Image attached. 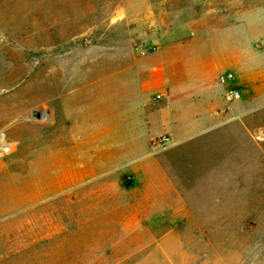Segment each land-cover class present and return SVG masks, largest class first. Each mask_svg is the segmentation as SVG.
I'll use <instances>...</instances> for the list:
<instances>
[{"label":"rangeland","instance_id":"1","mask_svg":"<svg viewBox=\"0 0 264 264\" xmlns=\"http://www.w3.org/2000/svg\"><path fill=\"white\" fill-rule=\"evenodd\" d=\"M188 1L0 0V264H264V159L256 179L242 183L248 187L179 190L194 215L206 218L195 221L164 213L129 221L108 212L107 222L102 205L89 209L90 192L103 198L107 190L84 188L62 172L60 96L122 67L129 38L146 30L149 6L163 17ZM109 180H124L125 187L108 190L121 199L156 196L168 206L177 197L175 189L135 188L128 176ZM31 199L34 230L26 213ZM94 212L98 237L90 240L85 218ZM42 215L55 225L60 219L59 240L41 239ZM58 241L60 255L48 253Z\"/></svg>","mask_w":264,"mask_h":264},{"label":"crops","instance_id":"2","mask_svg":"<svg viewBox=\"0 0 264 264\" xmlns=\"http://www.w3.org/2000/svg\"><path fill=\"white\" fill-rule=\"evenodd\" d=\"M146 17V30L129 38L120 69L60 96L62 172L75 184L85 181L84 188L107 190L103 198L96 191L89 197L90 212L102 205L99 216L107 222L108 212L129 221H157L163 213L174 221L205 220L179 190L248 187L242 183L256 179L251 175L264 159V149L258 153L259 131L264 134V0H189L163 17L149 6ZM227 73L233 77L221 82ZM164 135L169 140L161 142ZM112 174L128 176L135 188L175 189L177 197L168 206L156 196L114 197L108 190L125 182L109 180ZM81 191L76 196L82 201ZM34 211L31 199L26 213L32 230ZM96 213L85 218L90 240L98 237L92 232ZM59 220L55 225L42 215L36 221L41 239H60ZM47 252L59 256L60 242Z\"/></svg>","mask_w":264,"mask_h":264},{"label":"built area","instance_id":"3","mask_svg":"<svg viewBox=\"0 0 264 264\" xmlns=\"http://www.w3.org/2000/svg\"><path fill=\"white\" fill-rule=\"evenodd\" d=\"M232 77H233V74H232V73H227V74H223V75H221L220 80H221V82L224 83V82H226L227 80H229V79L232 78ZM234 94H235V92H231V93L228 95V97H229V98H233ZM157 97H161V94H158ZM168 140H169V137L166 136V135H164V136H162V137L160 138V141H161V142H166V141H168Z\"/></svg>","mask_w":264,"mask_h":264},{"label":"water","instance_id":"4","mask_svg":"<svg viewBox=\"0 0 264 264\" xmlns=\"http://www.w3.org/2000/svg\"><path fill=\"white\" fill-rule=\"evenodd\" d=\"M34 116L37 117V118H40V117H41V113H40V112H36V113L34 114Z\"/></svg>","mask_w":264,"mask_h":264}]
</instances>
